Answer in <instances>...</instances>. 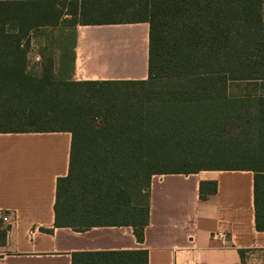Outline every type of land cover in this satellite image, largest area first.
<instances>
[{
    "label": "trees",
    "instance_id": "1",
    "mask_svg": "<svg viewBox=\"0 0 264 264\" xmlns=\"http://www.w3.org/2000/svg\"><path fill=\"white\" fill-rule=\"evenodd\" d=\"M142 22L147 80H72L77 25ZM34 39L50 41L38 74L27 61ZM43 132L71 134L55 228L129 226L142 242L153 175L250 171L255 228L264 232V0L0 1V134ZM216 190L201 182L200 199ZM147 256L78 252L71 260L147 264Z\"/></svg>",
    "mask_w": 264,
    "mask_h": 264
},
{
    "label": "crops",
    "instance_id": "2",
    "mask_svg": "<svg viewBox=\"0 0 264 264\" xmlns=\"http://www.w3.org/2000/svg\"><path fill=\"white\" fill-rule=\"evenodd\" d=\"M33 41L27 61L31 54L40 66L45 46ZM74 52L75 82L147 80L149 24L77 26ZM70 149L69 132L0 134V264H72L73 253L134 250L147 251V264H264L250 171L153 175L142 242L129 226L55 228L56 182L68 173ZM201 182L217 186L205 200Z\"/></svg>",
    "mask_w": 264,
    "mask_h": 264
},
{
    "label": "rangeland",
    "instance_id": "3",
    "mask_svg": "<svg viewBox=\"0 0 264 264\" xmlns=\"http://www.w3.org/2000/svg\"><path fill=\"white\" fill-rule=\"evenodd\" d=\"M0 1H4V0H0ZM77 26H82V25H77ZM59 30H60L59 28H55V29H54V31H55V33H54L55 37L52 38V41H53V48H54V47L56 48V47L58 46V43H59V34H58V32H59ZM43 31H44V32H47V31H49V28L43 29ZM32 41H33V40H32ZM33 42H41V43L44 44V46H46V44H49L50 41H46V40H42V39H38V40H35V39H34ZM31 58H32V59H31ZM56 58H58V55L55 56V59H56ZM31 60H32L33 63H30V64H29V61H31ZM28 64H29V70H31L33 73L38 74V73L41 71V66H37V65H35L34 56L31 55V54H30V56H29ZM234 92L236 93L235 89H234ZM158 169H163V167L159 166ZM146 195H147V191H146L145 196H146ZM1 241H2V240H1V238H0V243H1Z\"/></svg>",
    "mask_w": 264,
    "mask_h": 264
},
{
    "label": "built area",
    "instance_id": "4",
    "mask_svg": "<svg viewBox=\"0 0 264 264\" xmlns=\"http://www.w3.org/2000/svg\"><path fill=\"white\" fill-rule=\"evenodd\" d=\"M9 217H10V214L8 212L2 214L1 216V220L3 223H6L8 227H11V224H10V221H9ZM36 234V230L35 229H32L28 232V236L33 239V237L35 236Z\"/></svg>",
    "mask_w": 264,
    "mask_h": 264
}]
</instances>
